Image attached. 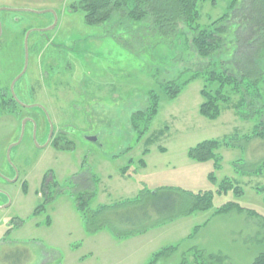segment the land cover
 Here are the masks:
<instances>
[{
  "label": "rangeland",
  "instance_id": "rangeland-1",
  "mask_svg": "<svg viewBox=\"0 0 264 264\" xmlns=\"http://www.w3.org/2000/svg\"><path fill=\"white\" fill-rule=\"evenodd\" d=\"M80 2L0 0V100L4 92L10 97L13 82L23 73L13 89L20 106L0 116V264H147V253L166 246L177 250L157 264H179L184 256L187 264H195L194 248L221 253L230 264H251L264 252L263 221L245 212L214 211L237 201L264 215V171H248L264 164V140L220 148L219 169L213 161L191 160L187 152L206 139L250 134L259 116L243 119L224 103L219 118H205L199 111L200 77L168 99L158 80H171L185 68L190 73L199 61L194 51L180 54L156 34L114 32L118 15L106 24L88 25ZM229 2L201 1L199 23L209 25L225 15ZM150 90L160 96L159 111L140 138L131 117L149 105ZM52 121L68 133L65 140L74 143L72 150L45 146ZM146 150L148 166H131V176H122L128 160L138 161ZM211 172L217 183L210 180ZM47 174L52 181L44 192ZM75 174L104 181L107 193H99L93 207L134 197L141 187L174 186L214 191L213 208L151 227L139 233L151 229L139 239L143 243L91 237L76 209L80 187L72 189ZM227 177L243 188L241 196L217 194ZM47 192L54 198L45 204ZM39 205L45 209L34 214Z\"/></svg>",
  "mask_w": 264,
  "mask_h": 264
},
{
  "label": "trees",
  "instance_id": "trees-1",
  "mask_svg": "<svg viewBox=\"0 0 264 264\" xmlns=\"http://www.w3.org/2000/svg\"><path fill=\"white\" fill-rule=\"evenodd\" d=\"M201 1L207 0H81L80 8L85 12V22L88 25H103L118 15L114 32L156 34L162 42L175 47L180 54L189 55L190 50L194 51L199 61L193 65L195 68L190 67L193 69L190 73V69L185 68L171 80L163 81L159 78L160 87L168 99L177 98L190 82L200 77L203 78L204 85L201 89L203 101L199 111L205 118H219L224 103L231 105L235 113L243 119L259 116L250 134L206 139L188 149L190 159L197 162L213 161L214 167L219 169L222 164V157L218 153L220 148H242L253 138L264 140V0H230L229 11L209 25L199 23ZM210 1L216 3V0ZM142 40L139 39V42ZM5 95L7 96L3 93ZM9 95L10 99L0 100V116L3 113H13L20 106L11 97V93ZM234 96L237 97L236 100L233 99ZM148 97L149 105L134 112L131 117L132 125L139 132L140 138L149 131L159 111L160 96L150 90ZM260 102L261 105L256 106ZM248 109L252 111L249 112ZM73 145L69 141L64 146L55 147L58 150H72ZM140 165L145 166L144 159L140 160ZM129 167L122 168L121 172L127 174ZM248 171L263 174L264 164L252 166ZM75 176V185L80 187L76 191V209L90 234L109 227L115 236L128 237L175 218L213 208L214 191L192 192L174 186L154 190L143 188L134 198L93 207L95 180L89 174ZM209 178L217 183L214 172L209 174ZM23 185L26 191V182ZM43 187L49 186L43 183ZM54 187L57 189L56 182ZM229 191L237 196L244 193L238 183L227 177L221 180L217 194L223 195ZM47 194L45 204L54 198L51 192ZM44 208V205H39L34 214ZM232 211L245 212L250 217L260 218L264 225V215L241 206L237 201L224 203L214 214H227ZM47 223L50 224V219ZM197 230L195 228V233ZM193 235L194 233L192 237ZM175 250L177 246L163 247L151 256L147 264H157L161 258ZM193 255L195 264H230L227 262L228 258L221 253H206L194 248ZM187 263L188 259L184 256L179 264ZM251 264H264V252L259 253Z\"/></svg>",
  "mask_w": 264,
  "mask_h": 264
},
{
  "label": "crops",
  "instance_id": "crops-1",
  "mask_svg": "<svg viewBox=\"0 0 264 264\" xmlns=\"http://www.w3.org/2000/svg\"><path fill=\"white\" fill-rule=\"evenodd\" d=\"M55 150H57V149H55ZM57 151H66V150H57ZM130 151V148L128 149V150H126L125 151V155L128 153ZM148 151H150V150H148ZM146 152L145 153V151L143 152V158H140L138 161H135L133 158H130L129 160H128V164L126 165V166H130L129 167V169H128V171H127V174H123L122 172H121V169L122 168H124V167H126V166H124V167H122L121 169H120V173L122 174V176H131V170H132V167L131 166H134V165H137V167L136 168H146L147 166H148V163H147V160H145V158L147 157V155L149 154V152ZM142 159H144V161H145V166H141L140 165V160H142ZM192 160V159H191ZM138 168V169H139ZM133 171H135L134 169H133ZM92 177V179L93 180H95V184H94V188L93 189H95V196H94V199H95V197L99 194V193H101V195H103V194H106L107 193V187L106 186H104L103 184H104V181L101 179V178H99V177H96L95 175H91ZM89 182L88 183H91L90 182V180H88ZM124 187H129L128 185H123ZM168 187V186H167ZM170 187H172V186H170ZM158 188H160V187H156V188H154V189H158ZM143 189V187H141L140 189H139V191H138V193H137V195L139 194V192L141 191ZM154 189H151L150 188V190H154ZM136 195V196H137ZM136 196H134V197H136ZM134 197H126V198H123V199H121V200H124V199H127V198H134ZM121 200H119V201H121ZM119 201H117V202H119ZM114 203H116V202H114ZM114 203H101V204H99V205H102V204H114ZM45 209V208H44ZM48 221V220H47ZM50 223H51V221H50ZM50 225V224H49ZM151 230V229H150ZM149 230V231H150ZM149 231H147V232H145V233H143V234H137V235H134V236H131V237H128V238H119V237H117V236H115L114 234H113V232L111 231V229L109 228V227H106V228H104V229H102V230H100V231H98V232H95V233H91V237H98L99 235H101V237H104V240H109V241H112V240H114V239H128V240H130V241H135V242H137V243H139L140 241H141V243H143L142 242V240H139L144 234H147ZM94 243H95V241H94ZM143 246H145V244H143L142 245V247ZM157 251V250H156ZM156 251H151V253H147L146 254V256H147V263H148V261H149V258L153 255V253L154 252H156ZM149 254V255H148Z\"/></svg>",
  "mask_w": 264,
  "mask_h": 264
},
{
  "label": "flooded vegetation",
  "instance_id": "flooded-vegetation-1",
  "mask_svg": "<svg viewBox=\"0 0 264 264\" xmlns=\"http://www.w3.org/2000/svg\"><path fill=\"white\" fill-rule=\"evenodd\" d=\"M24 44H25V42H24ZM9 92L11 93V90ZM2 96H3V94H2ZM6 97L7 96L5 95L2 97V99H6V100L10 99V97L9 98H6ZM11 97L18 102V100L15 98V96L12 93H11ZM51 128H52V131H51ZM49 129H50V131H49V135H48L47 141L45 143V146H51L54 149H57L55 146H64L66 142L70 141L69 139L65 140V137L68 136V133L64 129H62V127L60 125L58 127L56 125V123H54L53 121L49 123ZM51 132H52V135H51ZM57 143H58V145H56ZM14 174L16 175V173H14ZM10 179H12V176L10 177ZM50 181H52V179L47 174V176L43 178L42 184L44 183V184L48 185L50 183ZM72 181H73L72 189L75 190V183H76V176L75 175L72 178ZM45 189H47V188L43 187L44 192H45Z\"/></svg>",
  "mask_w": 264,
  "mask_h": 264
},
{
  "label": "water",
  "instance_id": "water-1",
  "mask_svg": "<svg viewBox=\"0 0 264 264\" xmlns=\"http://www.w3.org/2000/svg\"><path fill=\"white\" fill-rule=\"evenodd\" d=\"M1 30V29H0ZM1 34V33H0ZM28 36H26V38H25V52H26V56H27V54H28ZM23 75V73H21L20 74V76L18 77V78H16L15 79V81L13 82V84H12V87H11V90H12V94L15 96V98L17 99V97H16V95H15V93H14V85H15V83H16V81L21 77ZM18 101H19V99H17ZM23 105V104H22ZM24 106H26V105H24ZM51 131H52V128H51ZM51 135H52V132H51ZM90 139H92V140H96V137H91Z\"/></svg>",
  "mask_w": 264,
  "mask_h": 264
}]
</instances>
